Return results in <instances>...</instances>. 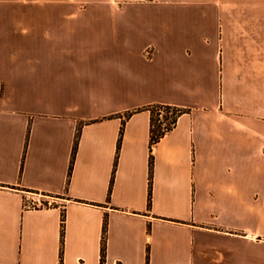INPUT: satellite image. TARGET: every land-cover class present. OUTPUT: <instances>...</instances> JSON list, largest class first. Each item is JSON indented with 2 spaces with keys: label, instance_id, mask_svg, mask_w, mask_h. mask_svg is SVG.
Returning a JSON list of instances; mask_svg holds the SVG:
<instances>
[{
  "label": "crops",
  "instance_id": "0c3cea01",
  "mask_svg": "<svg viewBox=\"0 0 264 264\" xmlns=\"http://www.w3.org/2000/svg\"><path fill=\"white\" fill-rule=\"evenodd\" d=\"M50 1L0 45V264H264V0Z\"/></svg>",
  "mask_w": 264,
  "mask_h": 264
},
{
  "label": "rangeland",
  "instance_id": "374dc122",
  "mask_svg": "<svg viewBox=\"0 0 264 264\" xmlns=\"http://www.w3.org/2000/svg\"><path fill=\"white\" fill-rule=\"evenodd\" d=\"M86 3V2H84ZM55 1L41 0H0V45L14 43L21 45L23 39L10 34L12 28L32 27L37 31L40 25L49 26L54 19L56 10H69V7H56ZM52 23V22H51ZM37 36H32L31 43H37ZM166 120V115L160 116Z\"/></svg>",
  "mask_w": 264,
  "mask_h": 264
},
{
  "label": "trees",
  "instance_id": "16d2710c",
  "mask_svg": "<svg viewBox=\"0 0 264 264\" xmlns=\"http://www.w3.org/2000/svg\"><path fill=\"white\" fill-rule=\"evenodd\" d=\"M140 110H150L151 112V144L153 145L161 139L168 131L174 128L177 124L179 117L188 112L189 109L185 107H180L177 105L163 104V103H154L144 107H140L134 111H131L128 115H131L133 112ZM164 113L166 115V120H163L160 116ZM123 128L121 130V135ZM121 137L119 138L118 150L121 145ZM153 156H151V179H150V195H149V205L151 204V187H152V176H153ZM72 166V165H71ZM63 234H64V225H63ZM105 240V235H104ZM105 248H103V253ZM104 258V254H103ZM104 260V259H103Z\"/></svg>",
  "mask_w": 264,
  "mask_h": 264
},
{
  "label": "built area",
  "instance_id": "2783aa9c",
  "mask_svg": "<svg viewBox=\"0 0 264 264\" xmlns=\"http://www.w3.org/2000/svg\"><path fill=\"white\" fill-rule=\"evenodd\" d=\"M51 203L52 202L50 200L44 201V200H41V199H32V200H26L25 201V205L27 207L45 206V205H49Z\"/></svg>",
  "mask_w": 264,
  "mask_h": 264
}]
</instances>
